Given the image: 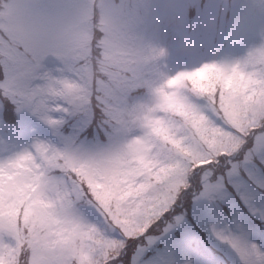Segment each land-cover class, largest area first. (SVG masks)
<instances>
[{
	"label": "snow or ice",
	"instance_id": "obj_1",
	"mask_svg": "<svg viewBox=\"0 0 264 264\" xmlns=\"http://www.w3.org/2000/svg\"><path fill=\"white\" fill-rule=\"evenodd\" d=\"M35 8L50 22L59 11L54 0ZM19 34L0 27V93L23 113L0 134V264H85L69 232L100 238L103 264H264V67L172 92L129 164L88 140L90 116L71 123L70 108L49 102L63 66L50 41ZM3 117L16 120L7 100Z\"/></svg>",
	"mask_w": 264,
	"mask_h": 264
},
{
	"label": "clouds",
	"instance_id": "obj_2",
	"mask_svg": "<svg viewBox=\"0 0 264 264\" xmlns=\"http://www.w3.org/2000/svg\"><path fill=\"white\" fill-rule=\"evenodd\" d=\"M40 0H0V27L15 24L26 42H51L48 59L63 69L50 82L49 102L66 105L94 123L88 140L135 162L138 143L164 115L160 105L222 68L264 67V0H217L211 24L189 26L190 0H54V22L35 8ZM206 47L220 55L205 56ZM5 100L0 93V119ZM68 246L103 264L100 238L66 234ZM70 264H81L79 255Z\"/></svg>",
	"mask_w": 264,
	"mask_h": 264
},
{
	"label": "rangeland",
	"instance_id": "obj_3",
	"mask_svg": "<svg viewBox=\"0 0 264 264\" xmlns=\"http://www.w3.org/2000/svg\"><path fill=\"white\" fill-rule=\"evenodd\" d=\"M190 7H194L196 10V13L194 16H190L189 14ZM218 9H219V5H218L217 0H190V3L186 9V23L189 26H193V27L201 25L202 23L210 25ZM203 54L205 56H218L221 53L218 48L206 47L203 50ZM20 120H21V117L18 116L17 122L15 124H12V123H5L3 118L0 119V134L6 133L2 129H8L9 131V129L11 130L17 124L19 125ZM44 131L46 134L47 130H44ZM174 232L175 230H173L170 233H164L162 235L158 233L157 234L158 238L154 240V242L148 249L145 250L144 255L141 257V259L149 260L153 258L154 256H156L157 253L162 252L168 244V238L171 235H174ZM160 243H161V247L157 249V252L151 251L155 247L156 244H160ZM195 247H196L195 241H193L192 243L193 250H195Z\"/></svg>",
	"mask_w": 264,
	"mask_h": 264
}]
</instances>
